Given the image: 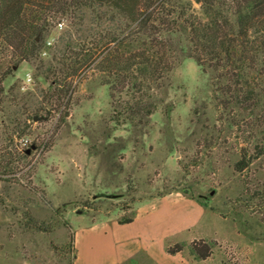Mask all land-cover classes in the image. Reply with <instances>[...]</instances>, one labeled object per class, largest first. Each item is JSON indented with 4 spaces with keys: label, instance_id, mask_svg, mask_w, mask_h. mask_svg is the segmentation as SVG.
<instances>
[{
    "label": "rangeland",
    "instance_id": "374dc122",
    "mask_svg": "<svg viewBox=\"0 0 264 264\" xmlns=\"http://www.w3.org/2000/svg\"><path fill=\"white\" fill-rule=\"evenodd\" d=\"M177 1L202 14L193 0ZM80 12L81 23L54 19L38 58L14 64L1 83L0 264H72L77 228L131 216L138 204L172 191L208 208L179 234L186 244L210 243L205 260L186 247L189 264H264V155L241 172L234 167L252 152L250 113L214 99L183 36L178 65L150 90L157 106L144 123L118 115L93 64L68 76L69 93L58 97L64 87L42 73L59 67L67 43L79 50L82 39L115 25L109 15L99 24L92 9Z\"/></svg>",
    "mask_w": 264,
    "mask_h": 264
},
{
    "label": "trees",
    "instance_id": "16d2710c",
    "mask_svg": "<svg viewBox=\"0 0 264 264\" xmlns=\"http://www.w3.org/2000/svg\"><path fill=\"white\" fill-rule=\"evenodd\" d=\"M193 1L201 15L191 10V3L177 0H0V93L14 64L38 58L54 19L66 16L81 23L80 11L89 8L91 20L100 24L109 15L115 25L101 28L88 41L82 39L79 50L73 42L67 43L59 67H48L42 74L53 76L52 82L64 87L58 97L67 96V77L80 75L93 64L114 108L120 107L118 115L125 122L144 123L157 106L148 100L150 90L163 87L178 65V38L183 36L187 55L209 74L214 99L224 108L250 113L252 152L248 158L243 151L234 164L241 172L264 155V0ZM123 215L120 223L132 221V215ZM199 240L170 243L166 251L175 254L187 247L196 260H205L211 246ZM69 245L74 261L73 233Z\"/></svg>",
    "mask_w": 264,
    "mask_h": 264
},
{
    "label": "crops",
    "instance_id": "0c3cea01",
    "mask_svg": "<svg viewBox=\"0 0 264 264\" xmlns=\"http://www.w3.org/2000/svg\"><path fill=\"white\" fill-rule=\"evenodd\" d=\"M206 209L172 191L138 204L129 223H120L118 215L92 219L74 231L73 264H189L183 252L170 254L166 246L184 241L179 234L195 226Z\"/></svg>",
    "mask_w": 264,
    "mask_h": 264
},
{
    "label": "built area",
    "instance_id": "2783aa9c",
    "mask_svg": "<svg viewBox=\"0 0 264 264\" xmlns=\"http://www.w3.org/2000/svg\"><path fill=\"white\" fill-rule=\"evenodd\" d=\"M29 80H30V76H27L26 81H29ZM27 141H28V140L23 139V140H21V144L26 145V144H27Z\"/></svg>",
    "mask_w": 264,
    "mask_h": 264
}]
</instances>
